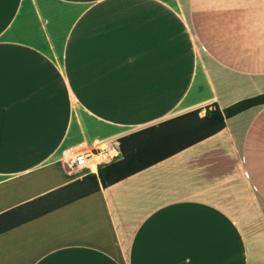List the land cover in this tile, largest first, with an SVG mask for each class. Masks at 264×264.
Segmentation results:
<instances>
[{
  "label": "crops",
  "instance_id": "obj_1",
  "mask_svg": "<svg viewBox=\"0 0 264 264\" xmlns=\"http://www.w3.org/2000/svg\"><path fill=\"white\" fill-rule=\"evenodd\" d=\"M264 94V0H0V214L87 174L76 147ZM0 264H264V103L0 233Z\"/></svg>",
  "mask_w": 264,
  "mask_h": 264
},
{
  "label": "trees",
  "instance_id": "obj_2",
  "mask_svg": "<svg viewBox=\"0 0 264 264\" xmlns=\"http://www.w3.org/2000/svg\"><path fill=\"white\" fill-rule=\"evenodd\" d=\"M262 103L264 94L240 100L224 109L213 103L206 106L203 116L195 109L124 135L119 138L123 158L101 167L98 173H89L44 197L1 213L0 233L148 168L219 132L226 126L227 118Z\"/></svg>",
  "mask_w": 264,
  "mask_h": 264
},
{
  "label": "built area",
  "instance_id": "obj_3",
  "mask_svg": "<svg viewBox=\"0 0 264 264\" xmlns=\"http://www.w3.org/2000/svg\"><path fill=\"white\" fill-rule=\"evenodd\" d=\"M74 150L71 163L76 168L85 170L86 174L98 173L101 167L123 158L120 142L117 140H106L91 146L83 145Z\"/></svg>",
  "mask_w": 264,
  "mask_h": 264
},
{
  "label": "rangeland",
  "instance_id": "obj_4",
  "mask_svg": "<svg viewBox=\"0 0 264 264\" xmlns=\"http://www.w3.org/2000/svg\"><path fill=\"white\" fill-rule=\"evenodd\" d=\"M206 111H207L206 108L199 109L198 115H199V116H203V115L206 114ZM59 199H60V198H59ZM59 199H58V200H59ZM61 200H63V198H62Z\"/></svg>",
  "mask_w": 264,
  "mask_h": 264
}]
</instances>
